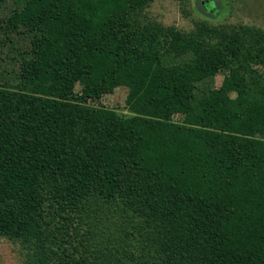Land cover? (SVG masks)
<instances>
[{"label": "trees", "instance_id": "trees-1", "mask_svg": "<svg viewBox=\"0 0 264 264\" xmlns=\"http://www.w3.org/2000/svg\"><path fill=\"white\" fill-rule=\"evenodd\" d=\"M151 1L0 0V237L20 264H264V29L183 31ZM119 86L124 106L99 104Z\"/></svg>", "mask_w": 264, "mask_h": 264}, {"label": "rangeland", "instance_id": "rangeland-1", "mask_svg": "<svg viewBox=\"0 0 264 264\" xmlns=\"http://www.w3.org/2000/svg\"><path fill=\"white\" fill-rule=\"evenodd\" d=\"M200 0H152L146 8L149 16L164 25H174L183 31L193 28L195 21L206 20L214 24L245 23L264 29V0H223L225 8L217 17L210 10L197 9ZM207 0L205 2H208ZM214 7L219 0H213ZM217 75L216 83L221 81ZM79 86H77V89ZM127 89L116 87L113 92L105 93L98 100L99 104L108 107L124 106ZM19 246L6 238L0 237V264H20Z\"/></svg>", "mask_w": 264, "mask_h": 264}, {"label": "flooded vegetation", "instance_id": "flooded-vegetation-1", "mask_svg": "<svg viewBox=\"0 0 264 264\" xmlns=\"http://www.w3.org/2000/svg\"><path fill=\"white\" fill-rule=\"evenodd\" d=\"M205 1H207V0H205Z\"/></svg>", "mask_w": 264, "mask_h": 264}]
</instances>
